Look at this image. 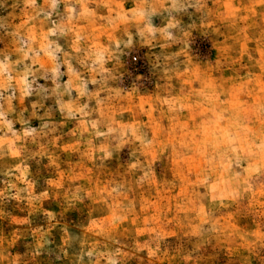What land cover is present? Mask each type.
<instances>
[{
    "label": "rangeland",
    "instance_id": "1",
    "mask_svg": "<svg viewBox=\"0 0 264 264\" xmlns=\"http://www.w3.org/2000/svg\"><path fill=\"white\" fill-rule=\"evenodd\" d=\"M0 264H264V0H0Z\"/></svg>",
    "mask_w": 264,
    "mask_h": 264
}]
</instances>
